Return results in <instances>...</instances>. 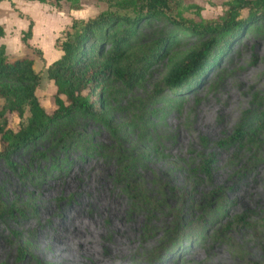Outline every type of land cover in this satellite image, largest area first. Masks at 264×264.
Listing matches in <instances>:
<instances>
[{
    "label": "rangeland",
    "instance_id": "obj_1",
    "mask_svg": "<svg viewBox=\"0 0 264 264\" xmlns=\"http://www.w3.org/2000/svg\"><path fill=\"white\" fill-rule=\"evenodd\" d=\"M108 1L78 0L74 10L62 0L46 18L31 9L49 27L71 19L53 39L44 33L48 56L81 20L132 15ZM226 1L176 0L171 14L217 20ZM21 37L8 39L9 59L36 55L23 52ZM209 37L166 17L138 22L127 44L131 86L108 79L94 96L102 114L76 112L0 157V263L87 264L79 253L89 238L106 264H264V19L190 86L164 87L171 64ZM41 54L36 94L48 107ZM28 116L27 108L22 118L9 114V126ZM110 250L122 257L108 260Z\"/></svg>",
    "mask_w": 264,
    "mask_h": 264
},
{
    "label": "trees",
    "instance_id": "obj_2",
    "mask_svg": "<svg viewBox=\"0 0 264 264\" xmlns=\"http://www.w3.org/2000/svg\"><path fill=\"white\" fill-rule=\"evenodd\" d=\"M2 1V0H0ZM33 1V0H28ZM57 7L62 0H36ZM70 2L78 9V0ZM176 0H109L110 6L131 10L132 15L103 12L81 25L74 33L66 31L65 38L56 39V48L62 54L47 66V78L52 83L50 105L44 106L36 94L40 75L34 68L35 56L41 51L29 46L32 21L22 33L21 41L36 52L9 59L5 46L0 45V157L9 160V154L44 134L51 125L76 112L103 113L96 105V90L108 79L131 86L135 71L129 64L133 49L128 42L135 27L142 20L166 17L181 29L193 33L209 32L210 37L184 56L175 60L162 79V85L181 90L200 79L203 73L228 48L237 37L257 20L264 19V0H227L224 13L217 20L176 18L171 14ZM174 6V7H173ZM246 11L245 17L241 16ZM118 25L120 31L113 32ZM71 28H74L71 25ZM4 35L0 27V37ZM169 35L161 42V50L171 43ZM154 56V55H150ZM146 58V56H145ZM144 59V58H143ZM157 86L156 92H160ZM29 116L17 128L9 126V114L22 118L25 110ZM262 125V124H260ZM263 126V125H262ZM1 216V211H0ZM8 264V263H0Z\"/></svg>",
    "mask_w": 264,
    "mask_h": 264
},
{
    "label": "crops",
    "instance_id": "obj_3",
    "mask_svg": "<svg viewBox=\"0 0 264 264\" xmlns=\"http://www.w3.org/2000/svg\"><path fill=\"white\" fill-rule=\"evenodd\" d=\"M42 4V5H40ZM39 8L43 10V14H38L42 16H46L49 14H53L56 11L55 6H52L47 3H40L36 0L28 1V0H2L0 1V27L3 29L4 35L0 37V45L3 44L5 46L6 55L9 53V44L11 45V41L8 40L10 38H19L21 34L27 30L29 21H32V28H31V37H30V43L29 46H32L33 48H41L40 51L43 52V59L46 61V67L54 60L58 59L62 52L56 48L55 41L53 42V47L56 48L58 51H51L50 55L48 56V53L46 50H44V46L42 45L41 38L45 34H50V39H53L52 36H54V32L57 33V30L62 29L63 24H68L71 19L68 21H63L61 24H59L58 27H49L46 24H42L38 21L37 16L34 12H32L31 9L33 8ZM55 10H54V9ZM16 10V11H15ZM56 14V13H55ZM3 15V16H1ZM49 27V28H48ZM49 31V32H48ZM47 34V35H48ZM57 35V34H56ZM22 43V42H21ZM37 46V47H35ZM24 47L27 48L28 46L24 44V46H20V48L24 52ZM26 54H32L26 53ZM24 54V55H26ZM37 57L35 56L34 59V66L35 62L37 61Z\"/></svg>",
    "mask_w": 264,
    "mask_h": 264
},
{
    "label": "bare ground",
    "instance_id": "obj_4",
    "mask_svg": "<svg viewBox=\"0 0 264 264\" xmlns=\"http://www.w3.org/2000/svg\"><path fill=\"white\" fill-rule=\"evenodd\" d=\"M204 123H205V121H204ZM206 123H207V121H206ZM205 123V124H206ZM104 207H103V209H108V205H103ZM72 213V212H71ZM73 214V213H72ZM79 214V213H78ZM70 215V214H69ZM68 220V219H67ZM66 220V221H67ZM70 221V220H69ZM74 224H76V223H74ZM57 225V224H56ZM61 225V224H60ZM59 225V226H60ZM65 225V224H64ZM67 225V224H66ZM71 225V224H70ZM69 227V226H68ZM87 228V227H86ZM62 229V228H61ZM66 229V228H65ZM69 229V228H68ZM72 229V228H71ZM79 229V228H78ZM83 229V228H82ZM75 230H77V229H75ZM74 232V231H73ZM79 234H80V232H79ZM77 235V234H76ZM80 237V236H79ZM86 237H88L87 235H86ZM83 240V239H82ZM58 241V240H57ZM84 241V240H83ZM89 241H91V239L89 240V238L87 239L86 238V240L84 241L85 242V245H84V247H83V250H81V252L79 253L80 255V257H85V260L87 261L86 263L87 264H106L105 263V261H107V260H105V261H103V259H102V257H101V253H99V251L96 249V247H92V246H90V245H88L89 244ZM76 242H78V243H76V244H80V240L79 241H76ZM94 244V243H93ZM119 245V244H118ZM95 246V245H94ZM76 248H77V246H76ZM118 250V249H117ZM110 253H109V256L107 257L108 258V260H112V259H114L115 257H122V255L120 256H118V253H115V252H113V250L111 251H109ZM108 255V254H107ZM109 263V262H108ZM107 263V264H108Z\"/></svg>",
    "mask_w": 264,
    "mask_h": 264
}]
</instances>
